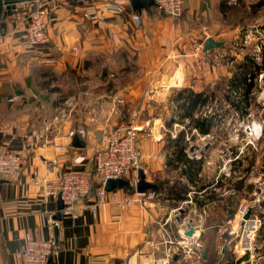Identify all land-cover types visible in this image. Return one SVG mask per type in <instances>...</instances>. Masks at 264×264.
Listing matches in <instances>:
<instances>
[{
  "label": "crops",
  "instance_id": "1",
  "mask_svg": "<svg viewBox=\"0 0 264 264\" xmlns=\"http://www.w3.org/2000/svg\"><path fill=\"white\" fill-rule=\"evenodd\" d=\"M263 5L264 0H183L181 15L173 19L153 3L133 8L130 0H58L48 13L46 44L28 45L20 32L7 34L0 42V147L23 162L16 175L0 180V264H27L15 256L26 233L54 239L56 254L48 264H143L161 258L163 228L177 234L172 214L190 187L204 190L194 197L198 212L217 214L220 194L211 188L219 174L212 168L216 127L197 116V105L186 114L179 92L206 94L205 106L229 103L214 87L227 89L237 65L250 56V46L234 44L242 29L264 24ZM6 19L0 33H6ZM209 36L223 45L203 52ZM262 55L258 70H264ZM250 95V101L264 102V95ZM117 97L123 103L115 102ZM64 101L67 115L59 118L56 107ZM132 109L139 110L134 122L140 129L139 168L156 196L145 208L118 210L107 203L95 213L86 206L90 201L78 200L74 215H63L58 198L42 193L46 163L56 158L64 169L91 167L103 130L127 120ZM196 116L209 124L205 131L192 124ZM69 128H83L85 135L67 139L62 134ZM188 136H200L201 143ZM59 144L66 149H56ZM197 149L201 157L190 159L186 150ZM167 216L169 225L163 226ZM202 216L204 264H215L220 241L209 242L204 231L218 223ZM231 258L228 254L221 263L231 264Z\"/></svg>",
  "mask_w": 264,
  "mask_h": 264
},
{
  "label": "built area",
  "instance_id": "2",
  "mask_svg": "<svg viewBox=\"0 0 264 264\" xmlns=\"http://www.w3.org/2000/svg\"><path fill=\"white\" fill-rule=\"evenodd\" d=\"M58 0H15L9 1L13 4L7 13L4 12L2 18H7L8 25L6 33H0V42H3L7 34H15L20 32L22 38L28 45H41L49 41L47 30V20L49 11L57 4ZM23 8L18 15H12L16 10V6ZM156 10L177 19L182 13L183 0H152ZM264 8V5L262 6ZM255 36L254 40L250 37ZM240 46L249 42V55L256 66L262 62L264 51V24L253 27H245L241 31ZM252 41V42H250ZM264 73L258 70L256 77L258 81L262 79ZM263 92L261 96L263 97ZM13 100V98H8ZM117 103H123L121 97H117ZM67 101L62 102L56 107L59 118H65L67 115ZM201 113V110L198 111ZM205 115V113H203ZM139 116V110L132 109L127 120L118 123L115 126L107 127L102 132L101 146L93 153L92 165L82 171L64 169L56 158L46 163L45 176L42 178L41 189L44 195L53 198L59 197L63 207L61 212L65 216L72 217L76 211L78 200H84L86 206L93 212L99 211L105 204L109 203L116 209H128L135 205L141 208L146 207V201H150L156 196L154 189L146 191H138L135 186L137 168L140 167L141 155L138 148L139 127L134 123ZM179 118V112L174 116V121ZM264 123V122H263ZM176 125V123H174ZM263 125V124H262ZM259 125V130H262ZM165 127L161 125V129ZM150 129V128H149ZM83 128H69L63 132L62 136L69 139L73 136H84ZM56 149H66V144L56 145ZM190 159L201 157L198 151L186 150ZM23 158L7 147H0V180L9 176L16 175L22 166ZM219 174L214 176L211 188L218 191ZM230 173L224 174L227 180ZM118 177L128 180L129 185L133 186V190L125 187L119 190L108 191L103 187L104 182L108 178L118 179ZM227 178V179H226ZM218 186V187H216ZM204 190H196L189 188L183 202L174 209L172 214L174 231L171 228L164 227L165 239L163 245H166L165 252L161 258H153L151 262L143 264H204L203 251L204 241L200 237L201 220L206 215V208L198 210L195 208L194 197L200 198ZM223 194L235 193L232 185L222 190ZM221 194V196H223ZM192 206V207H191ZM261 207L251 203L241 202L238 204L234 213L238 215L236 225L227 220L226 237L220 241L218 245L219 257L215 264H222L230 255L231 264H264V239H257L259 233L264 232V220L259 217ZM250 210L247 219L244 216ZM228 212V211H227ZM168 217V216H167ZM233 219V218H231ZM168 221V224H167ZM169 225V217L163 222ZM189 227L192 228L193 234L184 233ZM198 232L196 234V232ZM21 246L15 251V256L27 264H48V260L56 254V243L54 239L34 238L24 235ZM175 256V258H174Z\"/></svg>",
  "mask_w": 264,
  "mask_h": 264
},
{
  "label": "rangeland",
  "instance_id": "3",
  "mask_svg": "<svg viewBox=\"0 0 264 264\" xmlns=\"http://www.w3.org/2000/svg\"><path fill=\"white\" fill-rule=\"evenodd\" d=\"M255 38V36L250 37L251 40ZM237 43L240 45V40ZM246 45L250 46L249 42ZM234 46L237 45L234 44ZM232 48L234 49V47ZM226 52L228 51H224V55L228 54ZM185 58L184 63L189 64V57ZM181 62L183 64V60ZM214 65L216 64L214 63ZM217 65L219 66L218 63ZM261 71L264 73V70ZM254 81L256 86L250 96L256 97L258 95L259 97L264 88V80L258 81L257 77ZM214 91L218 96H223L222 94H224V90L221 88L214 87ZM228 92L230 97L237 98V92L234 89H230ZM246 106V111L243 114L242 111H236L230 103L227 104V102L215 100L210 106H201L199 108L201 113H197L199 118L208 117L211 121V126L216 127L211 135L216 148L215 154H212V160L216 158L212 164L213 172H219L220 177L227 172L230 173L229 179H224L221 186H219L220 190L214 191L215 194L217 192L220 194L218 196L220 208L218 210L215 208L217 214L211 215L206 210V222L218 223V226L214 229L204 231L209 242L223 241L226 237L225 229L228 225V219L232 220L231 223L234 225L237 224L238 215L234 220V213L241 202L259 205L261 210L258 214L261 220H264V129L259 133L257 132L259 125H264V102L255 103L250 101ZM187 121L185 123H189ZM188 137L192 143H201L200 136ZM205 171H210V168H206ZM243 173H245V180L243 181L242 189L237 190L235 193L223 194L222 190L235 183ZM221 194L224 196H221ZM227 211H230V213ZM259 236H261V232Z\"/></svg>",
  "mask_w": 264,
  "mask_h": 264
},
{
  "label": "trees",
  "instance_id": "4",
  "mask_svg": "<svg viewBox=\"0 0 264 264\" xmlns=\"http://www.w3.org/2000/svg\"><path fill=\"white\" fill-rule=\"evenodd\" d=\"M9 1H15V0H9ZM8 12L10 11L7 10V13ZM258 68L259 67L256 66L255 63L252 61L251 56H245L242 62L237 65V69L235 70L233 76L228 79L227 89H224L225 91L223 96L226 99H228L229 103L234 107L236 111H240V112L242 111L243 114L246 111L247 108L246 105H248L250 101L249 95L251 92H253L252 90L254 89L253 82L256 73L258 72ZM217 88H221V87L218 86ZM221 89L223 90V88ZM230 89H234L237 93H239L241 99L236 100V98H233L232 96L230 97V94L228 92L230 91ZM183 92L185 91H180L179 95L180 97L182 96L181 105L184 108L186 114H189L191 109L196 105L199 106V108L203 105H206V101H207L206 94H203L201 92L193 93L191 91L185 92V94H183ZM239 95L237 94V96ZM203 120H200L198 117H196V119H191L192 124L195 127H198L201 131H205L209 127V124H207L206 120L204 121ZM235 183H236L235 189L239 190L242 187L243 180H237ZM125 188L133 190V186L131 185H126Z\"/></svg>",
  "mask_w": 264,
  "mask_h": 264
},
{
  "label": "water",
  "instance_id": "5",
  "mask_svg": "<svg viewBox=\"0 0 264 264\" xmlns=\"http://www.w3.org/2000/svg\"><path fill=\"white\" fill-rule=\"evenodd\" d=\"M7 2L8 0H0V21L2 20V17L4 16L3 15L4 12L14 7L13 4H8ZM130 2L133 8H140V7L145 8L149 6V4L152 3V0H130ZM221 45H223V41L214 40L211 36H209L203 40L202 51L207 52L210 49L217 48ZM262 79L264 80V75ZM263 95H264V92H263ZM75 138L76 137L74 136L73 139L75 140ZM126 185H129L128 180L118 177V179H112V178L106 179L103 187H105L106 190L111 191V190H119V188H123ZM134 186L138 191H146V190H150V188H153L152 183H149L145 180L144 172L140 168H137V180L135 181ZM58 205L61 208L63 207L59 197H58ZM249 213H250V210H247L244 216V219H247V217L249 216ZM184 233L187 235H192L193 230L191 227H189L187 230L184 231ZM203 257H205V250L203 251Z\"/></svg>",
  "mask_w": 264,
  "mask_h": 264
},
{
  "label": "bare ground",
  "instance_id": "6",
  "mask_svg": "<svg viewBox=\"0 0 264 264\" xmlns=\"http://www.w3.org/2000/svg\"><path fill=\"white\" fill-rule=\"evenodd\" d=\"M252 126H253V125H252ZM244 128H245V127H244ZM245 129H246V128H245ZM255 129H256V128H255ZM257 130H258V128H257ZM257 132L259 133V132H260V130H258ZM195 232H196V231H195ZM196 233H198V232H196Z\"/></svg>",
  "mask_w": 264,
  "mask_h": 264
}]
</instances>
